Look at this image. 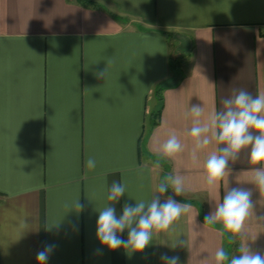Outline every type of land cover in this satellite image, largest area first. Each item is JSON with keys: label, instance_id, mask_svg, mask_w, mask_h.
<instances>
[{"label": "crops", "instance_id": "1", "mask_svg": "<svg viewBox=\"0 0 264 264\" xmlns=\"http://www.w3.org/2000/svg\"><path fill=\"white\" fill-rule=\"evenodd\" d=\"M239 89L264 93V0H0V264H38L46 245L47 264H164L165 254L215 264L218 248L231 257L243 243L264 255V191L251 183L248 150L219 193L203 181L217 145L189 158L188 109L204 106L206 118ZM171 133L185 150L154 169L156 139ZM177 171L187 191L157 193ZM114 181L126 188L118 202L106 199ZM236 187L255 202L245 241L204 224ZM153 195L192 211L143 252L101 245L99 210L111 203L119 217Z\"/></svg>", "mask_w": 264, "mask_h": 264}, {"label": "clouds", "instance_id": "2", "mask_svg": "<svg viewBox=\"0 0 264 264\" xmlns=\"http://www.w3.org/2000/svg\"><path fill=\"white\" fill-rule=\"evenodd\" d=\"M106 77V69L96 74ZM222 110L213 111L205 118L204 106L193 105L187 115L191 117V127L188 137L192 141L189 158L198 162L199 154L213 142L216 149L207 155L203 163V181L206 189L219 193L221 181L229 174V162H235L242 151L248 150L249 163L252 168V182L259 191H264V93L253 96L245 89L233 90L231 96L222 100ZM155 152L157 159L154 169L161 167V161L175 159L185 150V145L175 133L168 135L160 142L156 139ZM86 167L93 170L96 167L94 157H89ZM142 171V170H141ZM171 189L176 196L187 191L185 177L177 171L165 176L157 186V193L164 194ZM125 185L114 181L109 188L106 199L118 202L125 194ZM252 191L242 187L227 189L222 201L216 200L215 208L204 218L205 225L221 226V234L229 241L235 238L246 240V221L254 215L255 202ZM76 208L81 206L76 202ZM192 211L190 203H181L172 196L163 202L157 195L149 201H136L135 205L125 203L122 215L116 214V209L107 204L99 210L96 236L101 245L109 250L121 247L129 254L143 252L154 237L173 229L174 222L181 216ZM260 219L264 220V217ZM127 230V239H122L119 233ZM183 241L176 244L183 245ZM53 245H46L37 253L38 264H47ZM239 255L229 256L224 248H218L214 255L215 264H264V255L253 252L246 243L239 247ZM164 264H180L179 257L162 255Z\"/></svg>", "mask_w": 264, "mask_h": 264}, {"label": "trees", "instance_id": "3", "mask_svg": "<svg viewBox=\"0 0 264 264\" xmlns=\"http://www.w3.org/2000/svg\"><path fill=\"white\" fill-rule=\"evenodd\" d=\"M172 61L174 62V64H173V62H172ZM172 61H170V66H171V67H173V68H175V65H176V60H172Z\"/></svg>", "mask_w": 264, "mask_h": 264}]
</instances>
